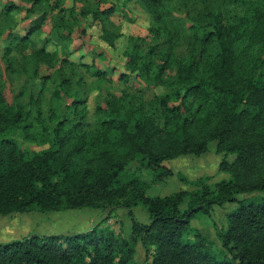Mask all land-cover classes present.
<instances>
[{"label":"trees","instance_id":"16d2710c","mask_svg":"<svg viewBox=\"0 0 264 264\" xmlns=\"http://www.w3.org/2000/svg\"><path fill=\"white\" fill-rule=\"evenodd\" d=\"M23 1L31 6L10 2L3 15L9 19L13 11L26 10L31 16L44 1L58 13L51 19L53 31L40 46L32 36L42 31L47 11L32 20L23 35L10 33L3 48L7 71L30 69L41 84H36L38 95L31 92L27 103L21 100L23 89L9 103L0 88V216L124 208L131 217V232L124 237L97 226L31 232L0 242V264H264V0H200L206 10L189 25L175 14L171 0H117L106 8L81 7L84 17L101 24V38L114 49L124 34L111 27V16L130 2L140 4L155 23L149 29L154 35L148 42L129 37L134 44L123 50L128 72L120 78L128 81L129 72L136 73L151 86L170 89L149 101L143 95L133 102L134 94H111L106 107L97 105L104 118L94 131L85 130L88 100L78 90L70 93L73 81L64 71L68 65L82 64L99 82L109 72L94 62L70 59L76 50L66 43L77 20L67 16L76 19L75 5L66 7L64 0ZM226 4H233L235 12L228 13ZM51 44L55 48L49 49ZM14 51L19 58L12 56ZM172 66L175 77L167 80ZM43 67L53 73L42 74ZM55 75L48 115L53 124H48L42 97ZM64 97L72 99L65 107L76 118L56 114ZM35 126L48 147L29 152L12 132L23 129L27 139H37L31 132ZM212 142L222 156L219 170L229 177L210 182L209 176L190 180L178 172L192 189L148 194L154 184L174 175L168 160L201 156ZM229 154L235 155L233 161ZM227 203L237 207L228 213L227 227L218 230L222 256L200 230L186 238L197 213L211 215L215 206ZM137 206L147 210L148 221L136 217ZM139 244L146 253L143 262L136 259Z\"/></svg>","mask_w":264,"mask_h":264},{"label":"rangeland","instance_id":"374dc122","mask_svg":"<svg viewBox=\"0 0 264 264\" xmlns=\"http://www.w3.org/2000/svg\"><path fill=\"white\" fill-rule=\"evenodd\" d=\"M119 1V0H118ZM117 0H64V6H72L73 3L76 7V19L68 15L69 20H74L75 25L73 28L72 36L69 38L68 46L72 50H76L75 55L70 57L74 62L86 61L89 63L94 62L96 68L101 70H107L109 75L101 79L99 82L93 76V72L90 68L83 66L82 64L68 65L65 68L64 73L71 78L72 88L70 93L74 90H78L80 96L87 101L86 111L87 116L85 121V130H96L104 114H102L97 105L101 108L106 107L107 100L110 95L123 96L125 93L134 94L130 99L133 102L139 100V96L143 95L145 100H152L156 95H164L170 92L167 86H151L145 80L143 75H137L136 73H130L131 78L125 81L120 78L121 73L128 72L126 69L127 57L123 55V50L128 44L131 46L134 44L129 39L130 36L141 37L150 41L153 38L154 33L149 29L154 27L155 23L152 21L151 15L146 11L144 15H138V8L133 7H121L118 11L111 16L110 21L115 30H119L124 35L121 36L116 48L112 49L101 38V24L94 22L92 18H86L81 14V7L89 5L99 6L106 8L118 2ZM170 3L175 8V14L182 19L184 24L189 25L204 13L206 10L205 4L200 0H171ZM1 4V1H0ZM137 4V3H136ZM227 5V4H226ZM236 7L232 5L226 6L228 13L235 12ZM47 11L49 19L43 26L42 31L33 35V38L41 45L43 38L50 35L53 31L52 16L56 11L51 9L50 4L44 1L42 5L36 8V11L31 16L27 15L26 11L17 12L15 15H11V18L4 20L0 14V33L13 35L10 30H15V33H23L24 29L29 27V22L37 18L42 12ZM14 24V25H13ZM110 26V25H109ZM153 33V34H152ZM4 36V37H5ZM1 37V36H0ZM161 46H164L163 38L160 39ZM144 50H148L147 44L138 41ZM3 42L0 41V88L4 91L6 100L12 103L15 95L23 89L25 95L21 99L24 103H27L32 92L34 96L38 95L37 85L41 84L36 77H32V70L29 72L18 71L12 73L7 71V64L2 57ZM8 44V42L6 43ZM182 51H185L182 48ZM63 54V53H62ZM101 54V55H98ZM13 57L19 58L20 55L17 51L12 54ZM85 56V57H84ZM20 65L16 63L15 67L21 69ZM111 69H113L111 71ZM53 70L48 71L43 67L42 74H48ZM175 66H172L166 72V79H173L175 77ZM127 74V73H126ZM54 78H58L57 75L52 80L47 82L44 88V94L42 97V103L44 107V114L48 124H53L49 120L48 115L51 113L52 93L56 82ZM38 82V83H37ZM79 82V83H77ZM70 97H64L61 100V105L55 107L56 114L62 118L67 116L70 119H74L75 115L72 109L65 107L66 104L71 103ZM83 108V107H81ZM35 110V109H34ZM35 113V112H34ZM31 132L37 136V139H27L23 129H17L12 132L22 147L29 152H37L48 147V143L45 138L39 137L38 134H42L39 127L31 128ZM229 160L233 161L234 154H229ZM222 159L221 155L216 153L215 142L210 145V151L201 155L194 156L191 154L181 155L176 158L170 159L166 162V165L171 167L174 171V175L169 176L164 181L154 184L148 189L150 196L167 195L179 189H192L194 186L191 183H186L178 176V172L184 173L190 180H196L201 176H209L210 182L219 181L223 178L229 177V174L219 170V163ZM237 207V203H227L224 206H215V209L211 215L204 214L202 212L197 213L191 221V229L186 238L192 237L194 229L200 230L207 238L215 242V250L218 255L222 256L225 249L222 247V243L218 238V230L226 228L228 221L227 215L229 212ZM136 217L141 221H148V212L142 206L134 208ZM94 226L99 229H110L121 236L129 237L131 232V217L128 214V210L120 208L117 210H103L99 208H83V209H67L63 211H47L38 212L31 211L25 214H13L9 216H0V242H7L14 239L24 237L31 232H37L40 234L46 233H61V232H73V231H86L92 230ZM193 228V229H192ZM146 253L142 244L138 246V253L136 259L138 262L145 261Z\"/></svg>","mask_w":264,"mask_h":264},{"label":"crops","instance_id":"0c3cea01","mask_svg":"<svg viewBox=\"0 0 264 264\" xmlns=\"http://www.w3.org/2000/svg\"><path fill=\"white\" fill-rule=\"evenodd\" d=\"M0 1H1V4H0V14L2 15V18L4 20H7V18L3 15V11L2 10H3V8L5 7L6 4H8L10 2H13L15 4H18V5H21V6H25V7H30L31 6V3L25 2L23 0H0ZM70 5L73 6V3H71ZM128 5H129V7H133L135 5L138 8V15H144V13H146V11L144 10V8L140 4H138V3L136 4V2H134V1L133 2H130ZM23 11H26V10H22V11H19V12H23ZM17 12L18 11H13L12 15H15ZM29 24H30V22H29ZM26 29H27V27L24 29V32L22 34L21 33L20 34L19 33L18 34L15 33V32H17L15 30H10L9 32H12L13 35H20L21 36V35H23L26 32ZM4 36H5V33L1 34V37H0V41H2L4 43L3 46H2V49L7 45L6 43L9 42V39H8L9 34H7V36H5V37ZM48 48L49 49H53V48H55V46L53 44H51ZM3 50H2V53H3ZM74 55H75V53L72 56H74Z\"/></svg>","mask_w":264,"mask_h":264}]
</instances>
